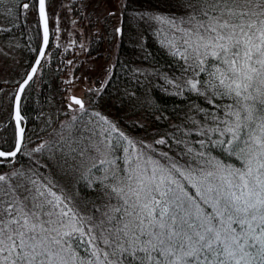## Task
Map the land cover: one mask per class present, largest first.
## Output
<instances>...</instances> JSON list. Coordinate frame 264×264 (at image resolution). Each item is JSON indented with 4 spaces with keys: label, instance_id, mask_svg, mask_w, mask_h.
Wrapping results in <instances>:
<instances>
[{
    "label": "snow or ice",
    "instance_id": "6c2138e0",
    "mask_svg": "<svg viewBox=\"0 0 264 264\" xmlns=\"http://www.w3.org/2000/svg\"><path fill=\"white\" fill-rule=\"evenodd\" d=\"M38 5L47 44L45 0ZM191 7L198 12L189 18L192 27L179 30L208 79L189 84L217 109L207 114L215 125L207 131L218 138L198 143L235 156L239 167L204 151L185 164L167 153L162 163L141 151L124 178L104 185L110 189L105 196L118 203L96 208L98 220L81 214L51 180L9 186L0 175V264H264V0H195ZM224 98L232 103H215ZM15 100L19 124V96ZM200 134H206L203 127ZM19 150L18 141L15 151H0V157Z\"/></svg>",
    "mask_w": 264,
    "mask_h": 264
},
{
    "label": "trees",
    "instance_id": "16d2710c",
    "mask_svg": "<svg viewBox=\"0 0 264 264\" xmlns=\"http://www.w3.org/2000/svg\"><path fill=\"white\" fill-rule=\"evenodd\" d=\"M99 1L46 0L51 37L20 100L24 141L15 157H0V175L6 177L3 183L30 187V179L51 180L54 191L62 190L81 214L94 215L97 220L101 216L96 208L102 212L105 204L118 203L105 196L110 189L104 185H115L124 178L141 151L155 159L167 153L181 164L204 151L237 167L240 164L219 147L206 142L201 148L198 143L207 141L209 135L215 140L218 134L207 131L215 126L207 114L217 109L189 84L208 79L207 73L199 72L196 55L184 44L185 34L179 30L192 27L188 21L197 12L191 7L195 0H123L114 15L105 12V0ZM63 3L76 28L66 45L58 44L61 41L53 26L56 8ZM23 4L30 7L23 9ZM0 17L4 23L0 41L17 42L22 64L20 75L13 76L16 80L0 79V115L4 117L0 119V149L11 151L17 143L16 91L42 43L38 0H0ZM154 17L166 19L161 22ZM113 54L109 70L101 71L108 72L107 78L87 74L95 70L96 62H106ZM74 88L82 90L83 109L70 102ZM198 88L203 90L199 84ZM215 103L232 101L224 98ZM112 125L128 139L121 138ZM201 127L205 135L200 134ZM161 139L166 143H155ZM187 148L192 153L185 154Z\"/></svg>",
    "mask_w": 264,
    "mask_h": 264
},
{
    "label": "rangeland",
    "instance_id": "374dc122",
    "mask_svg": "<svg viewBox=\"0 0 264 264\" xmlns=\"http://www.w3.org/2000/svg\"><path fill=\"white\" fill-rule=\"evenodd\" d=\"M103 1V0H102ZM101 0L99 3L102 2ZM123 0H105L102 4V7L110 13H119L121 4ZM57 17L55 18V21L53 20V26L56 24L57 27V37L61 41V43H58L60 45H66L69 43L73 38L75 34L76 28L74 27V24L72 23L71 14L69 11V8H67L66 5L61 4L60 7H57ZM102 9V8H101ZM4 23L0 17V26H2ZM50 24V22H49ZM17 42L14 41V43H11L10 40L0 41V79L4 81H13L17 78H14L13 76L20 75L21 73V53L20 49L17 48ZM113 55H110L107 57L106 62H103V60L96 62L95 70L88 71L87 74L92 77H100L103 79L107 78L106 73H101V71L105 68L106 70H109V65L113 62ZM16 73V74H14ZM18 74V75H17ZM84 77V75H83ZM20 85V84H19ZM19 87V86H18ZM18 89V88H17ZM17 92V91H16ZM8 93H6L7 95ZM70 95H76L82 97V90L81 88H74ZM69 95V99H70ZM9 102H7L8 104ZM1 112V110H0ZM4 118L3 115H0V119ZM3 120V119H2ZM1 120V121H2Z\"/></svg>",
    "mask_w": 264,
    "mask_h": 264
},
{
    "label": "water",
    "instance_id": "95a60500",
    "mask_svg": "<svg viewBox=\"0 0 264 264\" xmlns=\"http://www.w3.org/2000/svg\"><path fill=\"white\" fill-rule=\"evenodd\" d=\"M38 7H39V5H38ZM45 11H46V14H47V16H48V11H47V7H46V0H45ZM38 15H39V12H38ZM39 20H40V25H41V29H42V43H41V47H40V49H39L38 55H37V57H36V59H35L33 65H32V67L30 68L29 72L27 73V75H28V74H32V68L35 67V68H36V72H35L34 74H32V78H33V77L35 76V74L37 73V70H38V68H39V66H40V64H41V62H42V60H43V58H44V56H45V54H46V51H47V48H48V45H49V42H50V37H51L50 24H49V17H48V25H47V28H48V43H47V44L44 43V23H43V21H41L40 16H39ZM41 51H43V53H44L43 56H40V52H41ZM38 59H39V61H40L39 64L36 63V61H37ZM27 75H26V77L23 79V81H22L21 83H23V82L25 81V79L27 78ZM31 80H32V79H31ZM31 80H30V81H31ZM30 81H28V83L25 85V88H26V86L30 83ZM21 83H20V84H21ZM25 88H24V90H25ZM18 90H19V87H18V89H17V92H16V95H15V98H16L17 96H19V114H20V100H21V97H22V94H23V93H19ZM23 92H24V91H23ZM72 97H76V98H79V99L82 100V98L79 97V96L71 95V96H70V100H71L72 102H73ZM82 101H83V100H82ZM73 103H74V102H73ZM83 103H84V101H83ZM13 119H14V122H15V125H16V129H17V142L19 141V149H21L22 144H23V141H24V127H23L22 122H21V114H20L19 124H17V117H16V100H15V99H14V104H13ZM20 129L23 130L22 133L20 132ZM16 145H17V143H16ZM15 148H16V146H15ZM15 148H14L13 150H11V151H15ZM0 151H4V150L0 149ZM4 152H8V151H4ZM18 152H19V151H18ZM18 152H17V153H18Z\"/></svg>",
    "mask_w": 264,
    "mask_h": 264
}]
</instances>
